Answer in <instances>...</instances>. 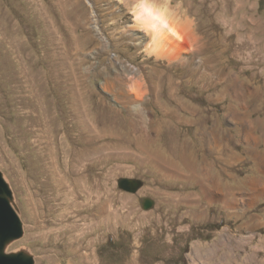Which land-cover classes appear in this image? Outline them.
I'll list each match as a JSON object with an SVG mask.
<instances>
[{"label": "rangeland", "instance_id": "rangeland-1", "mask_svg": "<svg viewBox=\"0 0 264 264\" xmlns=\"http://www.w3.org/2000/svg\"><path fill=\"white\" fill-rule=\"evenodd\" d=\"M137 1L0 0V171L23 228L6 251L264 264V0H152L194 33L165 57Z\"/></svg>", "mask_w": 264, "mask_h": 264}, {"label": "bare ground", "instance_id": "bare-ground-1", "mask_svg": "<svg viewBox=\"0 0 264 264\" xmlns=\"http://www.w3.org/2000/svg\"><path fill=\"white\" fill-rule=\"evenodd\" d=\"M141 5H146L151 10L147 11ZM166 7L168 6L157 4L152 0H138L133 7V21L149 35L147 50L158 57L173 55L174 51L170 49L171 46L175 45L178 40L187 41L186 30L171 20ZM188 22L185 20V24ZM173 42L175 44H172ZM253 250H257L256 247ZM255 253L258 255L257 252ZM259 262L261 263V260Z\"/></svg>", "mask_w": 264, "mask_h": 264}, {"label": "water", "instance_id": "water-1", "mask_svg": "<svg viewBox=\"0 0 264 264\" xmlns=\"http://www.w3.org/2000/svg\"><path fill=\"white\" fill-rule=\"evenodd\" d=\"M141 181L135 178H121L119 185L134 192ZM12 192L0 171V264H34L33 257L24 251L7 252V244L22 235V221L11 204ZM147 205V204H146Z\"/></svg>", "mask_w": 264, "mask_h": 264}, {"label": "crops", "instance_id": "crops-1", "mask_svg": "<svg viewBox=\"0 0 264 264\" xmlns=\"http://www.w3.org/2000/svg\"><path fill=\"white\" fill-rule=\"evenodd\" d=\"M164 6H168V7H166V12H167V14H168V16L171 18V20L173 21V22H175L176 24H178L179 26H183V29H185L186 30V32H187V35H188V37H191L192 38V35L194 34L193 33V30H192V28H191V22H190V19L188 18V17H182V15H181V13H180V11L179 10H177V9H175V8H171L169 5H164ZM169 10V11H168ZM185 20H187V21H189L188 23H186L185 24ZM181 21V22H180ZM181 23V24H180ZM186 25V26H185ZM151 54H153V53H151ZM156 56V55H155ZM158 57V56H157ZM163 57H165V56H163ZM218 142H220V141H217L216 139H213V143L211 142V143H208V144H210V146H211V148H212V145H214V146H216V145H218ZM224 163L222 164V168L220 169V171L218 172L222 177H223V179H224V173L226 174V175H229L225 170H224ZM229 172V171H228ZM257 180H258V187H261V188H264V180H262L260 177H258L257 178ZM221 182H222V187L221 186H214V190H220V191H224V185H223V181L221 180ZM241 182L242 183H244L245 182V177L244 176H242L241 177ZM218 184V183H217ZM226 184H227V182H226ZM226 191H228V189L226 190ZM221 200V199H220ZM231 201H235V199L234 200H232V199H229V197L228 196H224V199H223V201L222 202H224V204H227V203H229V202H231ZM264 240V239H263ZM264 243V242H263Z\"/></svg>", "mask_w": 264, "mask_h": 264}, {"label": "clouds", "instance_id": "clouds-1", "mask_svg": "<svg viewBox=\"0 0 264 264\" xmlns=\"http://www.w3.org/2000/svg\"><path fill=\"white\" fill-rule=\"evenodd\" d=\"M141 7H144L145 10H147V11H150V10H151V9H150L148 6H146V5H141Z\"/></svg>", "mask_w": 264, "mask_h": 264}]
</instances>
